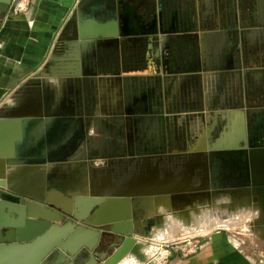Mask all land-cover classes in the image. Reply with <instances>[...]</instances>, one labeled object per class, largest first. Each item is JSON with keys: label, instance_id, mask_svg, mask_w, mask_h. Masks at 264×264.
Instances as JSON below:
<instances>
[{"label": "crops", "instance_id": "crops-1", "mask_svg": "<svg viewBox=\"0 0 264 264\" xmlns=\"http://www.w3.org/2000/svg\"><path fill=\"white\" fill-rule=\"evenodd\" d=\"M246 1L212 0L213 5L210 12L209 6H207L208 0H23L20 2V8L16 4L13 12H8L0 23V150L2 155L8 156L6 158L3 156L4 160L9 159V163L17 167L15 172H12L13 181L8 185H12L20 196L47 199L53 202L57 208L72 214H80L86 220H89L92 215V212L83 213L88 204L87 201L91 198L109 197L103 196L108 193L109 188H101L103 187L102 183L105 186V176L101 177L98 186H95L96 181H93L92 188H85L87 191L85 195L81 192L82 194L76 196L72 194L73 190L71 192L67 190L71 179L65 169H50L47 178L48 190L41 188L42 183L35 187L26 171L27 167L31 166L29 163L31 160L62 159L69 150H73L79 145L80 150L76 154L77 164L81 165V170L85 172L89 167L106 164L104 156L94 152L96 148H105L113 142L118 146H124L127 138L130 149L133 137L130 134L129 123H126L129 127L127 136L126 131L121 130V127L114 123L115 119L121 118L120 111H101L97 107L91 116L85 114L75 117L52 116L55 105H58L57 97L69 98L75 84L79 82L84 84L85 80L130 78L133 81L127 80L126 85L132 88L137 87L139 83L137 79L143 77L134 74L136 72L141 71L150 77L160 79L162 87H164L161 97L162 109L150 117L151 125L153 124V128H155L153 129L154 141H160L164 137L170 138L171 133H174L175 130H184L185 128L189 130L190 128L191 132L196 134L195 144L207 149L209 140L207 136L203 138L204 127L209 120L207 100L205 99L207 96H204L205 106L194 111H190L186 107L181 108L178 103L183 104L187 101L184 96L186 92L190 91V82L203 85L205 88V86H210L211 81H215V77L210 72H204L203 69H196V72H192L189 76L193 78L188 75H177L165 70L164 64L161 67V56L152 57L153 66L148 60V65L140 67L136 59L122 54L120 42L126 40L134 42V39L146 38L149 44L156 47L158 56L163 51L162 42L151 39L161 38L167 31L165 29L171 22L172 9L177 11L176 26L180 27L182 31H189L190 24L183 20L185 18L184 9L185 11L189 9L191 13H196L200 20H204L208 13L213 12L217 16V20L225 21L218 39L228 45L234 30L232 16L241 10L239 3ZM79 29L89 39L83 40L87 44L83 46V62H78L74 68V74L77 76L57 77L58 72L65 65H69L62 60L64 44L73 42L72 39ZM241 31L245 32L247 42L252 45L264 36V24L260 19L256 20L255 18L253 23L246 24ZM91 37L98 39H90ZM108 41H114L115 45L106 43ZM97 53L102 55L101 60L97 59ZM126 73L130 74L125 75ZM113 82L115 85L117 84L118 88L121 87L120 81L114 80ZM53 84H56L55 88ZM25 85H41V87L37 86L39 93L33 97L27 88H23ZM45 85L48 87L44 88ZM179 86L183 89L179 94L174 95V89L177 90ZM109 87L112 86L109 85ZM58 90L62 92L59 94L61 96H58ZM247 111L246 109V114ZM45 112L50 116L45 117ZM228 112L232 113L230 116L234 118L235 114L241 116L239 113H245V109L238 108L228 110ZM37 115H41L39 117L41 123L35 128L31 126L29 119L38 118ZM247 116L259 118V120L264 119V109L249 110ZM253 134L258 135V132L253 130L251 135ZM248 135L250 137V133ZM252 140L259 144V141L254 137ZM253 147L260 150L264 157L263 144ZM168 148L169 146H166V149ZM131 152V149L128 150L129 154ZM174 152V155H180V153ZM146 157L147 159L151 158L150 156ZM16 159L20 162H15ZM132 159L135 157H128V160ZM200 162L202 163V159ZM15 163L17 164L15 165ZM109 163L111 162L109 161ZM61 164L55 162L49 165ZM151 174L153 173H150V176ZM109 175L111 176V174ZM165 176H168V173ZM112 180L109 178L108 182L106 181L107 185L110 184V187H114L110 192L112 194L110 197H121L115 192L124 190L125 187L119 189L114 186ZM252 181V189H256V192L254 195H249V199L251 202L262 204L264 201V175L258 174ZM149 182L152 189H158L151 177ZM69 192L71 195L67 194ZM74 199L80 200L76 208ZM108 214L109 212L102 213L101 219L97 220V223L100 224L98 227H90L101 231L107 230L104 229V223L107 221L105 216ZM9 219L11 218L9 217ZM261 226V223L253 224L245 239L240 240L234 239L224 232H212L209 237L200 241L199 249L193 253L183 252V249L191 243L190 241L188 244L170 247L163 250L164 252H159L161 248H158L156 257L147 264H264V232L258 229ZM137 235L134 233L133 237H137ZM45 243L46 241H38L35 244L26 242V247L19 248L14 255L7 259L6 263L27 264L39 254ZM162 253H164L162 257L165 259L162 260L163 263L159 261L161 256H158ZM121 260L116 264H120ZM65 264H79V262L73 259ZM97 264L102 263L98 262Z\"/></svg>", "mask_w": 264, "mask_h": 264}, {"label": "flooded vegetation", "instance_id": "flooded-vegetation-1", "mask_svg": "<svg viewBox=\"0 0 264 264\" xmlns=\"http://www.w3.org/2000/svg\"><path fill=\"white\" fill-rule=\"evenodd\" d=\"M212 5V0H208L207 6H209V12L212 10ZM239 8L241 10H239V12H235L232 16V27L234 30L232 29L233 37L230 38L228 45L225 42L223 43L221 39H218V35L220 34L219 32L221 31L222 25L225 24V21L223 22V20H217V16H215L213 12L211 14L208 13L204 17V20H200L196 13H191L189 9H186V11L184 9L185 18L183 19L186 23L188 22L187 24H190L189 31H182L180 27L176 26L177 11L172 9L173 12L170 18L171 22L165 29L167 31L164 32L161 38L157 37L151 39L162 42L163 51L158 56L156 47L154 45H151L150 43L148 46H146V41H148L146 38L140 40L134 39V42L131 40V42L129 40L120 42V51L122 54L136 59L140 67L148 65V60L153 66L154 61L152 57L157 58L161 56V67L164 64L165 70H168L172 73L174 72L177 75L189 76L192 74V72H196V69H203L204 72H210L211 74H214L213 77H216L215 70L221 73L218 83H215L214 81L212 82L210 80L211 84L209 88L207 86L204 88L203 85L190 82V91L186 92L184 96L187 101L183 104L178 103L181 108L186 107L189 108V110H198L205 106L204 100H207L206 106L209 111V120L208 123L205 124V134L203 135V138L207 136L209 140L208 146L212 144L215 137L221 131L223 125L222 122L220 124L219 118L222 112H227L228 110L238 108H246L248 109V115L249 110L264 109V98H260L258 101H255L253 100L252 96V92L255 89L253 87L254 85H264V36L259 39V41L254 42V44L251 45L247 42L245 32L241 31L242 27H244L246 24L253 23L255 18L256 20L260 19L264 24V0H247L244 3H239ZM214 36L218 37L214 38ZM213 39H216L217 41L214 42ZM106 43L115 45L114 41H108ZM101 56L102 55L100 53H97L96 57L97 59L101 60ZM238 70H240L241 73L239 77H237V74L235 73V80L229 89L230 94L233 97L235 96V102L226 108V104L221 102L225 91L224 84L228 78V72ZM128 74L130 73H126L125 75ZM134 74L143 76L142 78L137 79V81H139L137 87L131 88L127 85L124 87V78H121L120 80L114 79L115 81L121 82L120 88H118L117 84H114L113 79H92L89 80L87 88L85 89L86 95H83V97L87 105H89V103L96 102V108L98 107V109L101 111H120L121 118L115 119L114 123L115 125L121 127V130L124 129V131H126V136L129 133V127H131L130 134L133 137L132 141L135 137L142 135H145L147 139L155 140V136L153 134V129L155 128H153V124L151 125L150 117L162 109L161 97L164 87H162V83L158 78L150 77L141 71ZM254 76L258 77L259 82L252 81L254 80ZM189 77L193 78L192 76ZM126 80L127 78L125 79V82H127ZM231 80L232 79H230V81ZM109 85L112 87L108 88ZM80 86H82L83 90L84 86L82 82H79L73 87L72 93L76 89H79ZM211 86L214 88H211ZM183 87L179 86L177 90H174L175 93L173 94H179ZM204 96L207 97L204 99ZM57 99L58 105H55L54 107V114L60 113L63 115H69L71 112H73V117L81 116L83 114L89 116L90 114L89 107H86L85 109L82 107V110L80 108H74V104H72L74 102L70 98L57 97ZM216 118L218 119V122L217 124L213 125V121ZM126 123H129V127L126 125ZM253 130L257 131L258 135H251ZM245 133L247 139L249 137L247 134L250 133L251 136L257 139V141L262 142L264 145V119H261L256 125H251V123L248 125L245 118ZM194 140H196V137ZM170 141L171 143L173 142V136L171 135ZM126 143L127 138L124 142V146ZM182 149V145L173 144V146H171L168 151L171 156H177V154L174 155V151H176V153L182 154L184 150ZM124 151H118L116 153L118 160L123 156L128 157L126 154L128 151ZM237 151V153L234 152V154H231L230 156L224 155L227 157V159H231V157H233L234 162H227L226 160L223 162L222 159L216 156L212 157V163L208 162L207 190L190 191L186 193H219L220 191L235 193L236 189H239L240 193H247L245 191H241L244 188L242 184L244 181H247L248 187L252 189V178L258 175L256 172L257 166L260 167L259 171L264 173V168H262L264 167V157L261 154V151L256 150L254 147H247V149L241 150L238 149ZM131 153H135V151L133 152L132 150ZM243 156L247 157V160H249L247 165L242 164L241 162L242 158H244ZM209 160L210 157H208V161ZM148 162L149 158L147 159L146 156L143 157V159H140L139 169L137 171L134 170L131 173L130 177L132 182H129L130 184H137L139 178L142 175L145 177L147 173H150V166H148ZM219 164H222L221 167ZM223 167L225 168V172L222 171ZM237 168L239 169V173H241V180L238 182L239 186L231 189L224 188L222 184L225 181L229 182L234 181V179H238L239 175L236 171ZM144 170H149V172L144 173ZM184 171H187V167H185ZM246 172L248 173V178H245ZM107 175L105 176L106 181L109 180ZM144 180L149 182V179L147 178H143V180H140L139 182H144ZM183 185H185V183ZM200 185L201 181L199 179L197 185L195 186ZM227 189H230V191ZM250 193H252V190ZM195 198L199 199L201 198V195L192 197L187 196L184 201L192 202ZM108 251L109 249L106 248V246H103L99 253L101 254Z\"/></svg>", "mask_w": 264, "mask_h": 264}, {"label": "water", "instance_id": "water-1", "mask_svg": "<svg viewBox=\"0 0 264 264\" xmlns=\"http://www.w3.org/2000/svg\"><path fill=\"white\" fill-rule=\"evenodd\" d=\"M15 5L16 0H0V23L8 12H13ZM86 39L89 38H86L83 35V32L79 29L72 39L73 42L64 44L62 60L69 65H65V67L58 72L59 74L57 77L77 76L74 74V68L78 62H83V46L87 44L84 43L83 40ZM90 39L98 38L91 37ZM213 41L215 42L217 40L213 39ZM148 45L149 42L146 41V46ZM127 80L133 81V79L130 78ZM126 84L127 82H125L124 79L123 86L126 87ZM62 98L64 97L62 96ZM69 98L74 102L72 103L74 104V108H84L86 106L82 93V86H80L79 89H76L73 93H70ZM239 114L241 115V119L243 118L242 121L245 124V113L241 112ZM230 115H232V113L228 111L220 114V121H222L223 126L207 149H203L195 144L196 141L194 140L191 143H187L185 152L178 155V157H175L187 161L183 163V167H187L186 172L189 175L184 181L179 180L180 182H176L175 184L166 183V185L156 184V188L158 189H152L150 182L144 180L140 186L136 188L132 187L129 193H117L121 197H107L104 199L91 198L87 201L88 204L83 211V213L92 212L93 214V220L89 222V226L81 224L85 219L82 218L80 214H72L69 211L57 208L53 202L47 199L20 196V194L14 189L13 193H9L6 190V186L8 185L7 183L12 182L13 179H8L7 183L0 182V264H7V259L11 255H14L19 248L26 247V242H33V244H35L38 241H46V243L43 245L39 254L30 262H27V264H65V262H69V260L73 259L78 261L79 264H97L99 260L104 262V264H116L131 251V246L136 241V239L128 237L127 235L143 223L141 222L142 218L147 214L148 210H151V212L154 210L153 206L163 202L168 204V201L182 202L187 196L205 195L206 197H209L216 194L186 193L190 191L207 190L208 162L212 163L213 155L219 154V157H217L222 159L223 162L225 160L227 162H234L233 157L227 159L224 155L230 156L231 154H234V152L237 153L238 149H247V147L253 148V146L263 144L262 142H259V144L257 142H252L253 136L251 135L248 137L249 140L247 139L246 133H244L243 122L241 123V133L237 135L235 140L231 141V129L229 125ZM242 115L244 116L242 117ZM40 116L41 115H37L38 118L34 117L33 119H29L31 126L36 128L38 124L41 123ZM44 116L47 117L50 116V114L45 112ZM52 116H73V112L69 115L57 113ZM249 120L251 125H256V123L260 121L259 118L255 119L253 117L249 118ZM217 122L218 119H214L213 125L217 124ZM151 142L145 135L137 136L131 142L130 149L133 150V152L138 148L145 150L150 143L154 150H156V148L162 150L168 146V138L166 137L160 141L151 140ZM124 148L127 151L130 150L128 143H126ZM75 149L76 148L69 150L67 154L68 156L66 155L62 159L47 158L45 161L39 159L29 161L31 166L27 167L26 171L28 172L29 179H31L34 186L38 187L42 183L43 186L41 188H46V190H48L49 182L47 178L49 175L47 173L50 167L49 164L57 162L62 163L61 165H65V167H67L66 172L70 174L71 184L70 186L68 185V188L70 187L71 189L67 188V190L70 192L73 190L74 193L72 194H75L76 196L82 193L85 195V188L88 186L89 176L94 174V170H90L88 173L87 171H82L81 168H75L77 166L76 160L71 163L70 161H67L68 158L73 157L75 152L78 151ZM16 153L19 152L16 151ZM2 154L3 153L0 150V158H3V156L4 158L8 157ZM208 157H210L209 161ZM243 157L244 158H242L241 162L242 164L247 165L249 160H247V157ZM158 159L161 158L158 157ZM165 159L169 161L171 160V156L165 155ZM200 159H202V163L200 162ZM8 160L9 159H6V163L0 170V180L6 175L5 172L7 166H12ZM15 162L20 161L16 159ZM221 165L219 164L220 167ZM259 170L260 167L257 166L256 172L264 175V173ZM222 171L225 172L224 167L222 168ZM236 171L239 175L238 179L229 182L225 181L222 184L224 188L231 189L239 186L238 182L241 180V173H239L238 168ZM12 174L13 173L7 176L11 177ZM247 174L248 173L246 172L245 178H248ZM193 176L200 179V186L191 185V177ZM184 182L185 185H183ZM242 184L244 188L241 191L247 192L242 194L247 196L255 194L256 189H250L247 181H244ZM90 188H92V185H90ZM230 189L227 190L230 191ZM236 190L239 191V189ZM251 190L252 193H250ZM259 190L261 191V189ZM70 192L67 194L71 195ZM104 195L106 194H103V196ZM152 195H155V197H152ZM131 199L136 201L138 205L131 208ZM73 202L74 207L76 208L78 207L80 200L74 199ZM131 209H134L135 211L139 209L136 213L137 218H134ZM103 212H109V214L105 216L107 221L104 223V225H110L109 229L101 231L91 228L90 226L98 227L100 225L97 223V220L101 219ZM9 217L11 219H9ZM103 246H106V248L111 250V253L106 252L100 254L99 251Z\"/></svg>", "mask_w": 264, "mask_h": 264}, {"label": "rangeland", "instance_id": "rangeland-1", "mask_svg": "<svg viewBox=\"0 0 264 264\" xmlns=\"http://www.w3.org/2000/svg\"><path fill=\"white\" fill-rule=\"evenodd\" d=\"M215 72L216 80L214 82L218 83L221 73L216 70ZM48 73L50 74L51 72ZM235 73L237 74V77H239L241 71H229L228 78L224 84L225 91L221 102L223 104H226V108L228 106H231L235 102V96L233 97L229 92V89L235 80ZM230 79L232 80L230 81ZM252 81L259 82V79L258 77L254 76V80ZM88 83L89 80H85V85L82 83L84 86L82 90L83 95H86L85 89L87 88ZM37 86L41 87V85H25L23 88H27L30 91V95H33L34 97L36 93H39ZM45 87L47 88L48 86L45 85L44 88ZM53 87L55 88L56 84H53ZM253 87L255 88L252 92L253 100L258 101L260 98H264V85H254ZM211 88L214 87L211 86ZM42 90V92H44V89ZM60 92L61 91L58 90V96ZM86 107H89V116H91V114L96 109V102L89 103V105L86 104L84 109ZM80 109L82 110L81 107ZM243 109H245L246 114V108ZM190 111L194 110L191 109ZM245 116L247 124L250 125V120L247 114ZM219 122L220 124L222 122L220 121V118ZM184 130L178 129L171 134V136H173V142L171 143L170 138H168V149H166L165 147L162 150H159L157 148L156 150H154V148L151 147L152 142L150 140L151 143L149 144V146H147L145 150H141L142 148H138L137 150H135V153H127L128 157L129 155L135 157V159L132 160H128V157L125 156L118 160V158L116 157V153L118 151L124 150V152H127V150L122 145L118 146L114 142L105 148H96L94 152H96V154H102L103 152V156L105 159L107 158V160L104 159L106 162L105 165L89 167L87 169L88 173L90 170H94L93 175L90 172L91 176H89L87 188L90 187V185H93V181H96L95 186H98L99 181L104 176L110 173L111 176L107 175V177L113 179L112 181L114 182V186L119 187V189H121L123 186L125 187L124 190H119L115 193H129L132 187L136 188L142 183H137L135 185L131 183V185L129 182H132L130 177L131 173L134 170L137 171L139 169V161L145 156H150L152 158V160L151 158L149 159L148 166H150V173H153L154 176H152L153 174H151L150 176V173H147L149 172V170H144V173H147L146 176L144 177V175H142L138 181L143 180V178L150 179V177L151 180L154 181L153 183L155 185H166V183L175 184L176 182H180L179 180L184 181L189 175L186 171H184L185 167H183V163L187 161L175 158L176 156L173 157V155L171 156L168 151L171 146H173V144H179L183 146L184 150H182L183 152H185L187 148V143H191L192 141H194L196 134H194V132H191V129L186 130L185 128ZM75 150H80V145L76 147ZM77 152L79 151H76L75 155L73 157L68 158L67 161H70V163L74 162L75 160L77 161ZM165 155L171 156V160H166ZM158 157H160L161 159H158ZM109 161L111 163H109ZM17 163H15V165ZM16 168L17 167L14 165L9 167L7 166L5 174L9 175L12 172H15L14 170ZM66 168L67 167H65V165H51L49 167L48 172H50V169L66 170ZM75 168H81V165L77 164ZM166 172L168 173V176H165L167 174ZM104 181L105 186L104 183H102L101 186L103 187L101 188H109L108 193H106V196L110 197L112 195L110 192L114 189V187H110V184L107 185L108 181ZM198 181V178L194 176L191 177V185H197ZM6 190L9 193H13L12 185H7ZM85 192L87 191L85 190ZM249 198L250 196L247 195H244L241 198H237L235 195L227 193V191H220L219 193H216L215 195L209 197L201 195V198H195L192 202L168 201L169 205L167 203H160L153 206L154 210L152 212L151 210H148L147 214L142 218L141 222L143 223L139 225L137 229L127 235L128 237L136 239V241L131 246L132 248L130 250H133L128 253L129 255L127 254L128 256L125 255L122 258L120 264H147L156 257V252L158 251V248H161L159 252H162L163 250L169 249L170 247L186 244V242L188 241L194 242L198 240L200 242L202 239L209 237L212 232L216 231L224 232L226 235L234 239L240 240L245 239V237L250 231V227L253 224L261 223L262 226L258 229L264 232V201L262 202V204L255 203L251 202ZM137 205L138 204L136 203V201H134L133 199L130 200L131 208ZM138 210L139 209L135 211L134 209H131V211L133 212L132 214H134V218H137L136 213ZM92 220L93 214L91 215V218L89 220L85 219V221H82L81 223L89 226V222H91ZM104 227V229H109L110 225H104ZM134 233L138 234L137 237H133ZM107 253H111V250H109ZM163 255L164 253L158 255L159 257L161 256V260H159L161 263H163L162 260H165L162 257ZM98 262L104 264V262H102L101 260H99Z\"/></svg>", "mask_w": 264, "mask_h": 264}, {"label": "bare ground", "instance_id": "bare-ground-1", "mask_svg": "<svg viewBox=\"0 0 264 264\" xmlns=\"http://www.w3.org/2000/svg\"><path fill=\"white\" fill-rule=\"evenodd\" d=\"M229 118H230L229 125H230V129H231L230 138L232 140H235L237 135L241 133L240 132L241 131V123L243 122L242 121L243 118L241 119V117L238 114H235L234 118L232 116H229ZM243 125H244V133H245V124H244V122H243ZM215 156L219 157V154L213 155L212 157H215ZM5 163H6V161L4 160V158H0V170L4 166ZM11 177L7 178V175H4V177L0 180V182L1 183L2 182H6L7 183L8 179H11V180L13 179ZM236 192H238V193H236ZM231 194L235 195L236 197L245 195V194L240 193V191H235V193H231Z\"/></svg>", "mask_w": 264, "mask_h": 264}, {"label": "built area", "instance_id": "built-area-1", "mask_svg": "<svg viewBox=\"0 0 264 264\" xmlns=\"http://www.w3.org/2000/svg\"><path fill=\"white\" fill-rule=\"evenodd\" d=\"M22 1L23 0H16V4H17V6L19 5V8H20V2H22ZM188 242H186V244H188ZM188 245H189L188 247H186L185 249H183V252L186 253V254L187 253L196 252L199 249V247H200V242L198 240H196L194 242L189 243Z\"/></svg>", "mask_w": 264, "mask_h": 264}]
</instances>
